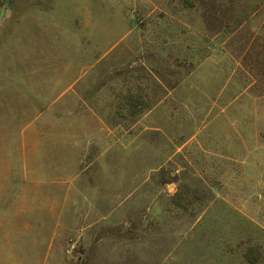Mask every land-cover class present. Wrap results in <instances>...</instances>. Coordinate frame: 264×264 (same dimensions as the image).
I'll return each mask as SVG.
<instances>
[{"label":"rangeland","instance_id":"374dc122","mask_svg":"<svg viewBox=\"0 0 264 264\" xmlns=\"http://www.w3.org/2000/svg\"><path fill=\"white\" fill-rule=\"evenodd\" d=\"M0 264H264V0H0Z\"/></svg>","mask_w":264,"mask_h":264}]
</instances>
